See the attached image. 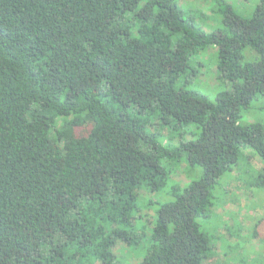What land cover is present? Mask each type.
<instances>
[{
  "label": "trees",
  "instance_id": "trees-1",
  "mask_svg": "<svg viewBox=\"0 0 264 264\" xmlns=\"http://www.w3.org/2000/svg\"><path fill=\"white\" fill-rule=\"evenodd\" d=\"M181 1L0 0V264H71L72 246L106 260L142 190L171 199L140 264H205L220 179L245 150L264 161L263 126L243 124L264 96V0L249 18L208 0L221 32ZM208 49L231 85L214 100L175 76ZM175 157L202 175L166 191Z\"/></svg>",
  "mask_w": 264,
  "mask_h": 264
},
{
  "label": "rangeland",
  "instance_id": "rangeland-1",
  "mask_svg": "<svg viewBox=\"0 0 264 264\" xmlns=\"http://www.w3.org/2000/svg\"><path fill=\"white\" fill-rule=\"evenodd\" d=\"M189 4L195 24L206 32L225 31L223 17L214 19L212 2L208 0H182ZM238 15L249 18L261 0H226ZM248 55V52H247ZM200 75L190 76V69L175 71L180 87L203 94L214 100L217 94L231 88L223 80L220 62L215 49H208L201 55ZM150 124L153 132H160L166 137L169 128L161 125L157 119ZM150 123V122H148ZM260 124L264 128V96L252 102L243 112V124ZM88 128L78 131L79 135ZM190 138L189 136H187ZM175 168L166 191L178 185H186L199 180L202 175L200 167H189L187 163L175 157ZM239 165L223 176L214 190V207L206 219H199L201 230L210 241V256L205 264H264V161L245 150L239 158ZM167 192L151 194L138 191L136 199L130 203L129 215L134 218L133 225L119 224L111 220L106 228L113 242L109 258L102 261L94 256L92 250H80L69 247L71 264H140L148 255L153 241L154 225L161 203ZM136 223V224H135ZM119 230V237L112 230ZM99 248V247H97Z\"/></svg>",
  "mask_w": 264,
  "mask_h": 264
}]
</instances>
